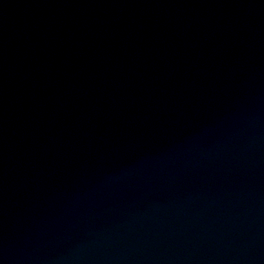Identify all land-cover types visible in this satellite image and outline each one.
<instances>
[{"label":"water","instance_id":"obj_1","mask_svg":"<svg viewBox=\"0 0 264 264\" xmlns=\"http://www.w3.org/2000/svg\"><path fill=\"white\" fill-rule=\"evenodd\" d=\"M0 264H264V0H0Z\"/></svg>","mask_w":264,"mask_h":264}]
</instances>
